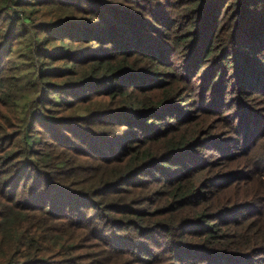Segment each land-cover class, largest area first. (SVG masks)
<instances>
[{
    "label": "trees",
    "instance_id": "obj_1",
    "mask_svg": "<svg viewBox=\"0 0 264 264\" xmlns=\"http://www.w3.org/2000/svg\"><path fill=\"white\" fill-rule=\"evenodd\" d=\"M0 264H264V0H0Z\"/></svg>",
    "mask_w": 264,
    "mask_h": 264
}]
</instances>
